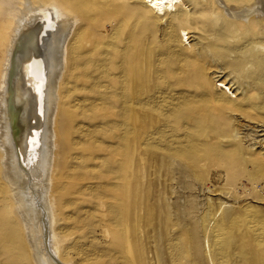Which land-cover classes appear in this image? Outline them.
Wrapping results in <instances>:
<instances>
[{
	"label": "rangeland",
	"instance_id": "rangeland-1",
	"mask_svg": "<svg viewBox=\"0 0 264 264\" xmlns=\"http://www.w3.org/2000/svg\"><path fill=\"white\" fill-rule=\"evenodd\" d=\"M70 1L64 149L38 238L55 251L29 247L0 180V264H264V0H220L255 7L240 22L184 0L182 42L138 3Z\"/></svg>",
	"mask_w": 264,
	"mask_h": 264
},
{
	"label": "bare ground",
	"instance_id": "bare-ground-1",
	"mask_svg": "<svg viewBox=\"0 0 264 264\" xmlns=\"http://www.w3.org/2000/svg\"><path fill=\"white\" fill-rule=\"evenodd\" d=\"M126 1L139 4L129 7L131 12H147L159 24L165 19L181 42L187 36L183 24L191 20L192 13L184 8V0ZM219 1L209 3L236 22L257 12L253 5L232 10ZM71 3L0 0V180L12 198L10 213L36 254L46 245L55 251L50 231L44 243L38 238L43 228L48 231L51 226L50 182L54 184L58 156L64 149L66 115L60 91L73 70L71 43L80 22ZM219 87L226 90L222 82ZM45 262L51 264V259Z\"/></svg>",
	"mask_w": 264,
	"mask_h": 264
}]
</instances>
